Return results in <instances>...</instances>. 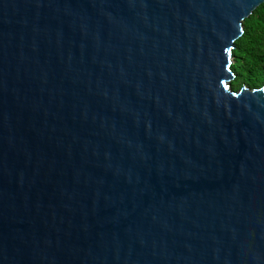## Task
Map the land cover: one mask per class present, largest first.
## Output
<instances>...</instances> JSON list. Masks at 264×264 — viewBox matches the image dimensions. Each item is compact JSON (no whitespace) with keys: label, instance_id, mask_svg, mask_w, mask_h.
Wrapping results in <instances>:
<instances>
[{"label":"water","instance_id":"obj_1","mask_svg":"<svg viewBox=\"0 0 264 264\" xmlns=\"http://www.w3.org/2000/svg\"><path fill=\"white\" fill-rule=\"evenodd\" d=\"M263 4L0 0V264H264Z\"/></svg>","mask_w":264,"mask_h":264},{"label":"trees","instance_id":"obj_2","mask_svg":"<svg viewBox=\"0 0 264 264\" xmlns=\"http://www.w3.org/2000/svg\"><path fill=\"white\" fill-rule=\"evenodd\" d=\"M242 34L233 44L230 65L231 90L241 86L249 90L264 87V4L242 21Z\"/></svg>","mask_w":264,"mask_h":264}]
</instances>
